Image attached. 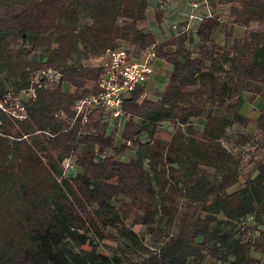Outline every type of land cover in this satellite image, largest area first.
Segmentation results:
<instances>
[{
  "label": "trees",
  "instance_id": "1",
  "mask_svg": "<svg viewBox=\"0 0 264 264\" xmlns=\"http://www.w3.org/2000/svg\"><path fill=\"white\" fill-rule=\"evenodd\" d=\"M208 1L194 29L158 40L140 26L151 0H0V98L28 88L32 69L61 73L21 99L23 118L0 108V264H264V106L254 120L237 108L241 92L264 94V0ZM234 25L245 30L230 38ZM124 43L171 71L155 97L144 82L123 98L118 133L120 121L108 131L111 118L94 109L83 122L73 106L103 71L85 61ZM251 123L245 162L222 137Z\"/></svg>",
  "mask_w": 264,
  "mask_h": 264
},
{
  "label": "built area",
  "instance_id": "2",
  "mask_svg": "<svg viewBox=\"0 0 264 264\" xmlns=\"http://www.w3.org/2000/svg\"><path fill=\"white\" fill-rule=\"evenodd\" d=\"M211 14L212 10L208 0H188V11L180 15L183 21L174 23L172 27L177 32L188 31L194 29V21ZM155 60L156 53L152 47L136 58L132 57L126 48L118 47L107 49L104 53L87 59L86 65L101 66L103 71L97 79L96 90L76 100L73 106L75 116L81 115L84 122L88 113L96 109L118 124L123 116V98L137 84L148 80L154 70ZM60 81L61 73L57 69L41 66L30 71L29 87L22 90V93L27 97H34L37 89H53ZM0 108L12 117L23 118L25 116V109L19 94L16 96L10 93L5 94L0 98ZM63 167L65 170L73 168L70 156L64 159Z\"/></svg>",
  "mask_w": 264,
  "mask_h": 264
},
{
  "label": "rangeland",
  "instance_id": "3",
  "mask_svg": "<svg viewBox=\"0 0 264 264\" xmlns=\"http://www.w3.org/2000/svg\"><path fill=\"white\" fill-rule=\"evenodd\" d=\"M178 0H151V4L150 6L147 8V17L145 20L140 22V26H142L143 28L150 30L154 33L155 37L158 40L164 39L167 36H169L170 34H172L174 32L175 29H173V24L177 23V22H182L183 18L181 19L180 15L187 10V8H182L178 5L177 3ZM160 6V8L162 9V19L161 21L156 20L155 15H154V9ZM215 12L219 13L220 16L223 19H226V21H228L227 19L229 17H227V13H228V5L227 4H222V5H218L217 7H215ZM197 21H194V24H196ZM177 30V29H176ZM216 39L217 41H219L220 43H222V34L218 33L216 35ZM191 46V45H189ZM122 47L124 48H128L132 51L133 46H131L128 43H124L122 45ZM43 54V50L40 49H36L34 50L30 55H35L36 58L40 57ZM156 61V60H155ZM158 61L155 62L154 64V71H153V75H155L159 69V65H158ZM166 66L165 62H162V66L160 69V74H162L159 78H155L154 76H151L145 83V91H146V95L149 97H155L156 96V92L160 91L163 89L165 83L167 82L168 79V67H164ZM1 74V73H0ZM155 78V79H154ZM63 87H65L68 91H72L73 88H71L69 85H63ZM20 99H25L27 96L24 93L19 94ZM20 101V100H19ZM243 108V106L241 105V109ZM120 125L118 128V133H120L123 129V125L124 122L120 119ZM203 120L202 119H196L194 121V124L196 127L200 128L201 124H202ZM115 121L112 120L109 122L108 125V131H110V128L114 125ZM164 125H167V123H165ZM254 124L251 123L250 125H248L247 127H242L238 124H234L230 127H228L226 129V133L224 134V136L222 137V142L225 146H227L228 148H230L231 150H233L234 152H238V153H242L243 155V159L246 162V160L248 159V157L252 154V153H256L255 150V144L254 142L251 140L248 143H241L243 135L244 134H249L254 132ZM110 152V150L107 149L106 153L108 154ZM132 154H134V149H128L124 152L123 155L120 156V158L123 159H127L128 157H130ZM263 152H260L256 157L260 158L262 156ZM71 169V168H69ZM244 169L246 172H249L251 170V165H244ZM241 180L243 179L242 177L240 178ZM132 228L137 231V232H142L144 230V225L142 224H134L132 226ZM116 246V241L112 240V239H102L99 241L96 250L102 253H110L111 248ZM71 250L74 252H80L83 253L84 250H88L90 248V245L88 243H84L81 245H76L73 243V245H71ZM97 264V263H94ZM207 264H211L210 262H208Z\"/></svg>",
  "mask_w": 264,
  "mask_h": 264
},
{
  "label": "crops",
  "instance_id": "4",
  "mask_svg": "<svg viewBox=\"0 0 264 264\" xmlns=\"http://www.w3.org/2000/svg\"><path fill=\"white\" fill-rule=\"evenodd\" d=\"M177 3H178V5L180 4L179 5L180 7L187 8V10H188V0H178ZM252 26L255 27L256 24L253 23ZM244 30H245V28L243 26L234 25L232 27V36L230 38H232L234 36H241L244 33ZM220 34H222V41H223V33H220ZM156 61H158V63H159L158 64L159 69L155 75H153V72H152L150 77L154 76L155 78H157V77L159 78L162 75V74H160L162 62H165V61H163L162 59H159V58H156ZM165 63H166V66H164V67H166V68L168 67L169 70H168L167 76H169L170 71H171V65L168 64L167 62H165ZM241 105L243 106L242 109H241ZM263 106H264V94L256 95V96L251 98V93L249 91L245 90V91L241 92V94L238 98V106H237L238 111L241 112L243 115L250 117L253 120L258 116L260 109ZM217 111H219V113H220V110H217ZM260 264H262V263H260Z\"/></svg>",
  "mask_w": 264,
  "mask_h": 264
}]
</instances>
